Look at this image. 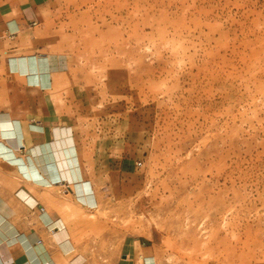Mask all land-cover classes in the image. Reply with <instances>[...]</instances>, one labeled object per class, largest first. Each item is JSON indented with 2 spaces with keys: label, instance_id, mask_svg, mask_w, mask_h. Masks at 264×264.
Masks as SVG:
<instances>
[{
  "label": "rangeland",
  "instance_id": "rangeland-1",
  "mask_svg": "<svg viewBox=\"0 0 264 264\" xmlns=\"http://www.w3.org/2000/svg\"><path fill=\"white\" fill-rule=\"evenodd\" d=\"M135 1H122L117 21L107 0H47L20 36L52 56L54 83L46 54L37 55L48 71L35 75L51 73L45 89L59 106L46 112L74 127L84 165L132 155L99 201L86 188L82 200L73 182L95 209L68 207L93 225V264H196L166 209L195 195L213 203L199 212L219 217L199 264H264V0H149L151 10ZM61 238L81 264L69 232Z\"/></svg>",
  "mask_w": 264,
  "mask_h": 264
},
{
  "label": "crops",
  "instance_id": "crops-1",
  "mask_svg": "<svg viewBox=\"0 0 264 264\" xmlns=\"http://www.w3.org/2000/svg\"><path fill=\"white\" fill-rule=\"evenodd\" d=\"M46 1L0 0V140L8 144L14 154L27 157L33 166L39 167L44 173H47L46 160H52L50 145L58 158L56 163L48 166L54 185L40 184L32 181L22 167L12 163L0 151V264H73L70 260L73 254L63 253V249L67 250L71 246L70 241L66 245L62 243L61 237L67 232L77 246L76 251L86 257L81 264H93L90 255L93 250L92 239L87 237L93 225L86 220L79 222L73 216L75 212H69L68 207L79 208L82 214L95 209L78 201L73 193L72 178L76 180L74 174L77 167L80 168L82 179L93 181L99 201L103 183L108 185L110 174L120 171V166L127 163L124 157L132 155L120 157L113 153L107 154L101 161L103 168L101 164H93L92 170L97 173L94 178L89 174L92 170L83 163L74 127L47 114L46 109L59 106L52 99L56 95L53 87L45 89L52 85L51 73L38 77L31 71L28 73L27 69L28 66L30 68L31 54H46L51 60L54 83L56 73L52 56L31 49L20 38L41 19V10ZM39 71L48 70L40 68ZM30 108L35 109L34 117L18 110ZM32 124L42 127V130L32 128ZM14 142L18 148L14 147ZM39 145L44 152L35 153L34 148ZM59 170L63 175L62 181L55 179ZM22 190L37 199L36 206L30 205L22 197ZM59 221L64 225H58ZM12 231L15 232L11 234Z\"/></svg>",
  "mask_w": 264,
  "mask_h": 264
},
{
  "label": "bare ground",
  "instance_id": "bare-ground-1",
  "mask_svg": "<svg viewBox=\"0 0 264 264\" xmlns=\"http://www.w3.org/2000/svg\"><path fill=\"white\" fill-rule=\"evenodd\" d=\"M122 1L123 0H115V2H114V0H107L106 6L109 7V5H110L108 11H112V14L117 13L115 15L117 21L119 20V18L122 17L121 15H118V13H120V10H121L120 5H121ZM141 2H143V7L144 8L146 7V9L150 7V10H151V9H153V7L156 6V3L154 1L143 0ZM114 3H115V6H113ZM146 4H148V6ZM99 6H100V4H99ZM135 6H137L138 8H141L140 7L141 6L140 0H136L135 1ZM90 7L93 8L92 6H90ZM111 7L113 8L112 10L110 9ZM97 27L98 26L95 25L93 22H88V28L89 29H92V30L96 31L97 30ZM43 59H44V57H43ZM26 64H27V62H26ZM20 65H21V63H20ZM19 67L20 66H18V68ZM40 68H41V70L46 69V68L41 67L39 57L37 55L31 54L30 55V68L28 66V69H27L28 70V73H31V72L32 73H35ZM32 128L42 130L41 129L42 127H40L38 125H35V124H32ZM0 135H1V130H0ZM52 147L50 145V149H51V155H50V157L52 156V158H51L52 160L50 162L46 160V166L45 167H46L47 173H44L43 171L40 170L39 167L33 166L29 162V160L27 159V157L19 156V155L14 154V152L12 151V149H10V146L8 144H6L5 142H3V141L0 140V151L4 154V156L6 158H8L12 163H16V164H18V166L22 167V169L25 170V172H24L25 175H27L32 181H34L35 183H40V184H42V183L54 184L53 183V179H52V177H51V175L49 173L48 166H49V164L51 165V164L56 163L58 161L57 160L58 158L56 159V157L54 155V152L52 150ZM43 150L44 149H42V147L40 145H39V147H35L34 148V152L35 153L44 152ZM45 158H46V156H45ZM74 162H76V161H74ZM41 165H43V164H41ZM74 175L76 176V180H73V178L71 177L72 178V182L77 183V185H78L77 190L80 192V194L82 193V196H81L82 200H85L84 199L86 197V195H84V194H86V192L84 191L85 188H86V190L89 193L95 192V188H94L93 182L87 180L86 178H83L82 179L83 172L78 167H77ZM181 184H182V186H181L182 188L179 191L180 194L183 191H187V187H188L187 182L185 183V182L182 181ZM196 188H195V191H196ZM168 191L170 193H172V194H176V192L172 188H169ZM198 191H199V189H198ZM20 194L22 195L23 198H25L27 201H29V203L32 206H35L36 205L37 199L32 194L27 193L25 190H22ZM195 196H196L195 199H191L190 198L191 196L189 198H187V199L180 198V199H178V201L175 204L167 205V208L166 209H168V211H169V215H168L169 223L167 224L168 227H169V229H173L175 231H179V232H181V233L184 234V236L186 237L184 239V246H185V248H187L190 251V255H189L190 256V259H192L194 262H197L199 264L200 261L197 258L198 255H199V253L210 252V245H209L210 244V240L207 238V235L214 234L217 231V224H218V218L219 217L218 216H212L208 212H199V210H198L199 207H203V206H205V204H207L206 206L211 208V207H213V203H211L210 200L207 202L206 200H203V198H202L201 202L196 203L197 202L196 200H197L198 195H195ZM153 198H155V197H153ZM165 202H167V201H165ZM196 205H197V207H196ZM97 206H98V203H97ZM154 206H155V208H157L159 205L154 204ZM162 209L163 208H161L160 210H162ZM228 210H230V209H228ZM63 225L60 223V226H63ZM13 229H15V228H13ZM173 230H172V232H173ZM14 232L15 231H12L11 234L14 233ZM197 234H200L201 237L196 236ZM64 245H66V243ZM46 257H47V254H46ZM222 261H223V259H222ZM223 262H225V260ZM227 263H230V262H227Z\"/></svg>",
  "mask_w": 264,
  "mask_h": 264
},
{
  "label": "built area",
  "instance_id": "built-area-1",
  "mask_svg": "<svg viewBox=\"0 0 264 264\" xmlns=\"http://www.w3.org/2000/svg\"><path fill=\"white\" fill-rule=\"evenodd\" d=\"M2 37V32L0 31V38Z\"/></svg>",
  "mask_w": 264,
  "mask_h": 264
}]
</instances>
